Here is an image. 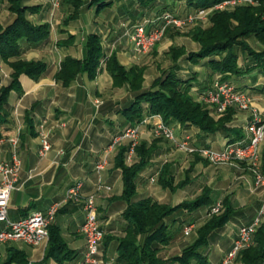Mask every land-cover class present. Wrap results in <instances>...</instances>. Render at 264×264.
<instances>
[{"label":"crops","instance_id":"1","mask_svg":"<svg viewBox=\"0 0 264 264\" xmlns=\"http://www.w3.org/2000/svg\"><path fill=\"white\" fill-rule=\"evenodd\" d=\"M102 1L109 4L99 9L93 0H86L78 14L66 20L73 12V7L63 0L55 9L51 8L48 0H22L23 5H38L37 10L29 14V18L33 23H48L49 35L36 43L22 39L19 42L20 55L9 60H40L45 62L46 69L37 79L21 75L19 80L22 91H11L9 94V122L0 125V161L10 159L11 145L7 138L16 137L19 140L17 156L20 169L16 189L12 191L7 207L10 221H16L34 211H45L54 202H62L66 191L79 181L82 197L93 193L96 198L99 225L106 236L100 246L104 264H121L116 259L118 242L107 236L122 237L125 234L126 222L122 212L126 203L120 198L123 190L121 170L115 167L113 161L119 145L127 143L124 140L114 148L109 146L114 137L131 125L119 116L117 110L128 106L133 94L126 85L113 86L103 62L94 78L79 73L68 86L57 80L55 74L65 56L79 59L84 57L83 41L91 33L101 36L104 52H114L123 66L140 65V55L136 54L142 52L131 46L129 30L125 29L128 26L131 30L134 24L154 19L158 10L154 13L152 7L142 8L137 0ZM13 19L14 14L7 9V0H0V24L6 26ZM150 28L151 24L147 25V29ZM69 34L73 35V41L66 45L58 44L59 40L66 39ZM174 39L177 40V37ZM169 44H172V40ZM198 46L194 45L190 49L185 47L186 52L197 51ZM253 48L260 49L261 46L258 44ZM247 60V55L243 53L239 65L244 68ZM172 65L174 63L170 62V67ZM175 65L183 77L195 73L193 90L210 86L214 75H210L205 63L193 65L187 61L185 54ZM160 70L147 81L145 69L142 83L144 88L150 86ZM10 73L11 68L0 58V87L9 83ZM226 79L250 95L255 105L252 110H257L260 119L264 121V91H261L264 85V66L255 67L242 75H228ZM147 120L140 125L139 143H146L147 146L153 144L154 152L148 164L136 176L133 201L150 197L160 203L175 206L185 199L196 198L204 187L211 190L212 204L229 199L233 207L229 221L208 234L207 243L202 249L204 261H193L191 264L220 262L231 249L238 228L250 224L258 216L264 203L263 188H255L247 164L212 165L194 154L178 151L170 141L155 138L151 125L153 118ZM251 121V111L235 110L231 120L225 124L228 128H234L230 132L217 130L204 133L196 126L176 121L169 122V125L174 126L175 130H172L176 139L186 137L191 146L221 150L229 145L247 143L251 136ZM41 125L43 130L49 131L51 143L44 156L39 155L37 138V128ZM103 157L107 163L98 175L95 166ZM134 160H137L136 156ZM165 164L173 184L186 180L182 187L170 190L158 183L160 171ZM99 178L109 190L95 191ZM206 211L207 207L192 211L179 209L165 219L175 234L169 243L157 245L160 258L158 264H180L174 258L181 255L182 248L194 240L195 228L206 219ZM84 216L82 200L68 201L62 202L51 221L59 228L67 248L74 252L71 259L61 264H83L85 240L79 227ZM188 223L194 226L191 234L193 228L183 230ZM260 223L264 225V217ZM3 227L4 224L0 223V229ZM47 242L36 246L21 241L0 243V264H58L53 259H44ZM10 248L24 254L22 263L16 260L8 262ZM230 264L244 263L236 256ZM254 264H264V261Z\"/></svg>","mask_w":264,"mask_h":264},{"label":"trees","instance_id":"2","mask_svg":"<svg viewBox=\"0 0 264 264\" xmlns=\"http://www.w3.org/2000/svg\"><path fill=\"white\" fill-rule=\"evenodd\" d=\"M63 1L74 9L73 14L66 19L69 20L78 14L80 7L86 0ZM93 1L99 9L109 4L102 0ZM137 1L142 8H154L156 6L155 11H152L154 13L159 9L157 5L161 2L159 0ZM221 1L223 0H166V3L162 2L164 3L162 7L168 9L170 2H180L185 6V9L190 10L212 7ZM252 1H254L253 4L236 5L229 11L213 9L207 27L195 26L188 31L191 38L199 43L200 48L197 51L186 52L182 46L170 45L167 54L174 65L167 69H161L159 75L153 79L147 88L142 85L143 66L133 64L125 67L120 64L114 52L109 54L104 52L101 36L94 33L86 35L83 41L84 57L79 59L69 55L65 56L55 78L60 80L64 86H68L79 73H86L89 78H94L103 62L106 71L112 78L113 86L126 85L133 94L130 104L117 110L119 116L131 124L127 128L140 125L146 117L158 121L159 116H161L166 125L171 121L180 124L189 123L204 133H213L217 130L233 131L234 128H228L225 124L231 120L235 111L229 106L235 105L227 106V109L218 112L217 118L213 117L212 112H217L214 111L216 110L215 107L211 106L209 109V104L203 101L204 97L202 96L209 86L202 90L199 88L193 90L192 82L196 78L195 73L183 77L178 73L179 67L175 63L185 54L187 60L193 65L202 63L204 59H207L206 63L210 75L219 74L223 81H229L226 79L228 75H242L252 71L255 67L264 66V0ZM7 2V9L14 14V19L6 26L0 24V58L6 61L11 68V73L9 83L0 87V125L9 122L7 109L9 94L11 91H22L19 77L26 75L29 78L37 79L46 69L45 62L40 60L19 58L10 61L9 59L20 55L19 42L22 39L36 43L49 35L48 23H33L29 18V14L34 13L38 5H23L22 0H7ZM248 37H254L261 48H253L245 40ZM70 41H73L71 34L66 39L59 40L58 44L66 45ZM236 48L238 49L236 50ZM243 53L248 57L244 68L239 65V58ZM261 91H264V85L261 87ZM124 130L118 135H121ZM237 145L244 146L246 143ZM128 148L129 142L119 145L113 161L115 167L121 170L123 190L120 198L126 203L122 212V217L126 222L125 234L122 237L107 236L108 239L114 238L118 242L116 247L117 261L121 264H158L160 258L157 254V245L169 243L175 234V231L165 223V219L179 209L192 211L207 207L206 219L195 228L194 240L182 248L181 255L174 258L180 264L204 261L205 256L202 249L207 243L208 234L216 228L223 227L232 215L233 207L229 199L225 198L222 202H216L221 206L216 214L209 212L210 206L216 204H212L209 187H204L196 198L185 199L175 206L160 203L150 197L133 201L136 193V176L148 164L154 148L153 144L147 146L146 143H139L134 147L137 160L131 164L126 162L125 154ZM260 152V172L264 175L263 142L259 147V158ZM167 169V165H163L158 177V183L162 187L175 190L186 183V180H182L173 184ZM48 232L49 238L44 259H53L58 264L71 259L74 252L67 248L56 224L50 223ZM251 237L252 240L250 239L249 245L237 253L238 259L244 264L264 261V225L260 224L256 231L252 232ZM105 238L106 236L103 235L102 240ZM23 259L25 256L21 251L9 249L8 262L16 260L22 263Z\"/></svg>","mask_w":264,"mask_h":264},{"label":"built area","instance_id":"3","mask_svg":"<svg viewBox=\"0 0 264 264\" xmlns=\"http://www.w3.org/2000/svg\"><path fill=\"white\" fill-rule=\"evenodd\" d=\"M52 9H55L59 6L60 3H57V0H48ZM161 28H164L161 27ZM160 29H155V34L158 33ZM129 39L131 46H136L138 52L143 50V48H147V41L151 40V36H147V23L143 21L142 23L134 24L132 29L129 31ZM204 98L208 99L209 107H211V101H219V110L220 99L231 100H242L248 99L249 96L247 93L240 89H234V84L229 81H223L218 77L212 80L209 88L202 95ZM99 102V101H98ZM97 102V104H98ZM214 110V111H219ZM148 118L143 120L147 121ZM143 120L141 122H143ZM145 121V122H146ZM155 123V122H154ZM155 131L158 132L162 137L167 140L174 141L179 147H192L187 143L186 140L176 141L174 138L173 132H171V128L166 126L165 123L160 119L156 121ZM261 125V124H260ZM254 129V136L251 138V143H257V135L259 133V126H252ZM138 125L134 126V130H124L121 134L122 136L118 139L113 140V143H116L121 138L128 137L129 140V160L131 156L134 154V144L133 143V134L137 133ZM37 138L39 141V149L40 156H44L46 154V148L49 142V131L42 130L41 128H37ZM7 141L11 145V156L9 160L0 161V223L4 224V227L12 228V237H21V239L26 240L28 243H35L39 245L44 243V232H41V225L47 223L52 217L56 216L58 209L61 207L62 202L68 201H79L82 200L83 208H84V220L79 227V232L83 235L85 240V251L83 254V264H104L102 251L100 249L101 242L103 239L104 232L99 225L98 220V210L96 205V198H93V193L89 194L85 197H82L81 188H79V181L74 183L65 193L64 199L62 202H54L52 203L45 211H34L29 213L28 215L16 220L10 221L7 216V207L10 195L12 191L16 189V182L18 179V173L20 169V160L17 156V148L19 145V140L14 139V137L7 138ZM203 151H209L210 153H215V150L211 148H201ZM237 150H243V146L233 149L232 153L237 154ZM103 159L105 157L98 160V166L95 169L98 173L103 170ZM260 158L258 162L254 165H249L252 170L254 183L255 185H264V175L260 172ZM107 190L109 189L104 183L98 182L96 186V190ZM220 204L216 203L214 206L210 208V213H217L220 209ZM262 212V210H261ZM259 219L256 217L250 224L241 226V236L238 237V244L232 245L231 249L227 252V254L223 257L220 262L215 264H229L232 259L233 252H239L243 248V243L248 240V229L256 228L258 225ZM187 228H194L193 224H187L184 226L183 230ZM0 243H3V236H1L0 229Z\"/></svg>","mask_w":264,"mask_h":264},{"label":"rangeland","instance_id":"4","mask_svg":"<svg viewBox=\"0 0 264 264\" xmlns=\"http://www.w3.org/2000/svg\"><path fill=\"white\" fill-rule=\"evenodd\" d=\"M61 1H60V3H61ZM159 1H161V2H160L159 7H158L159 9L156 12L157 15L155 16V18L152 19L151 21H148V20H145V21L148 22V25L151 24V28L152 29H160L161 27L164 26L163 31L161 32V36L157 40V42L152 47H150V49L148 51H146V52L140 51L142 53L136 54V55H140L139 63H141L140 65L143 66L144 71L146 69L145 74H146V80L147 81H150L152 79V77H154V75H156L158 73V70L159 69H167V68L170 67V62L171 61H170V58H169V56L167 54V50H168V48H169L170 45L173 44V45L179 46V47L182 46L185 50H186L185 47H187L188 49H190L191 47H194V45L195 46L197 44L199 45L198 42L194 41L191 38L190 34H188L189 33L188 31L190 29H192L193 27H195V26L207 27L209 25V16H210V13L213 11V9H215V10H223V11L224 10L229 11V10L233 9L236 5H246V4H253L254 3V1H252V0H223L220 3H217V4H215L212 7H208V8H197V9L193 8V9H190L189 10L187 8L185 9V6L182 3H180V2H170V4H168L169 7L167 9L166 7L165 8L162 7V5H164V3H166V0H159ZM162 2H164V3H162ZM7 7H8V2H7ZM57 7H59V6H57ZM154 9H155V7L152 8L151 11H155ZM73 11H74V9H73ZM72 14H73V12L70 14V16ZM124 26H126V25H124ZM151 28H150V30H152ZM128 30L130 31V29H128V26H126L125 31H128ZM176 31H179V33H176ZM175 36L177 37V40L174 39L175 40V42H174L173 38ZM170 40H172V44H169L170 43ZM245 40L252 47H254L255 45H258L259 44L258 42H256V40H255L254 37H248ZM129 42H130V39H129ZM192 42L195 43V44H192ZM198 47L200 48V45ZM237 49L238 48H236V50ZM186 59H187V57H186ZM206 60L207 59H204V61L202 63H205L207 65ZM239 61H240V58H239ZM200 64L201 63L194 64V65H200ZM196 69H198V67ZM200 71H202V70H200ZM143 74H144V72H143ZM217 77L219 79H221V77H220L219 74H215L214 77L211 79V81L214 80ZM143 80H144V77H143ZM229 82H232V81L229 80ZM210 84H211V82H210ZM242 91H244L245 93H247L245 90H242ZM247 95L250 98V100H249V102H250V108L249 109H240V108H237L235 106H229V107H232L234 110H249V111L252 112V117H254V116H258L259 117L260 113H258V111L257 112H254L252 110L253 108H255L253 99L250 97V95L248 93H247ZM209 109H211V108L209 107ZM211 115H213V117L216 118V116L218 117L219 113L218 112H212ZM160 119L162 120L161 116H160ZM259 119H260V117H259ZM145 121L146 120H143V122H141L140 125H142L143 123H145ZM154 122L156 123V120H153L152 123H151L153 136L155 138H162L164 140H167V139H165L164 137H162L160 134H158L155 131V128L157 126H156V124ZM163 123H164V121H163ZM140 125H138L137 136H136V140H135L136 142L134 144V147H136L139 144V139H140ZM166 126H169L171 129H174V126L173 125H169L168 124ZM130 128H132V127H130ZM172 132H173V130H172ZM173 134H174V132H173ZM121 136L122 135H120L119 137H121ZM174 138H175L176 141L186 140L187 143L189 144V142H188V140H187L186 137L185 138H182V139H176V137L174 135ZM113 139L111 140L110 146H109L111 148H114V146H116L118 144H121L122 141H124V140L126 141L125 143H128L129 140H130L128 137L122 138V139L120 138L118 142L113 143ZM167 141H170L171 143H173L174 146H175V148L178 151L186 152L188 154H194L197 158H201L200 160H205V161H207L208 163H210L212 165H222V164L230 165L228 163H216L215 164V163L210 162L209 160H207L205 158L204 153L202 152V149H201L202 147H196V148H192V147H186V148L185 147H181L182 148L181 149L179 146L176 145V143L174 141H171V140H167ZM263 143H264V141H263ZM262 146H263V144H262ZM208 148H210V147H208ZM211 149H213V148H211ZM224 149H221V150H224ZM213 150H215L217 152L221 151V150H217V149H213ZM261 150H262V147H261ZM134 156H135V152L131 156L130 160H126V162L128 164L133 163L135 161L134 160ZM239 161L237 160L236 161L237 163H235V164H240V163L247 164L248 169L252 173V170H251V167L249 166V162L248 161H245V160H242V162L241 161L239 162ZM260 161H261V152H260ZM101 171H103V170H101ZM101 171L99 173L97 172V174L100 175ZM98 182L101 183L102 180H100V178H99V181ZM98 182H97V184H98ZM253 185L255 186V188L261 187L264 190V185H255L254 178H253ZM107 190H109V189H107ZM95 191H96V189H95ZM96 196H97V193H96ZM210 208H211V206H210ZM10 209H12V208H10ZM261 210H262V212H261ZM211 214H216V213H211ZM262 217H264V203H263L261 209L258 212V216H257V218L259 219L258 225L256 226V228H252L253 231L254 230L256 231L257 227L261 224L260 223V220H261ZM192 232H194V228H193V230L189 234H191ZM189 234H187V235H189ZM251 240H252V237H251ZM236 256H237V254H236ZM0 259H1V254H0Z\"/></svg>","mask_w":264,"mask_h":264},{"label":"bare ground","instance_id":"5","mask_svg":"<svg viewBox=\"0 0 264 264\" xmlns=\"http://www.w3.org/2000/svg\"><path fill=\"white\" fill-rule=\"evenodd\" d=\"M60 1L61 0H57V3H60ZM145 23H147V25H148V22L145 21ZM162 31H163V28H160L158 33L155 34V29H152V30L148 29L147 30V36H151V40L147 41V48H143V50H141V51L142 52L148 51L150 49V47H152L157 42V40L160 38ZM234 89H239V88L236 85H234ZM249 100H250V98L242 99V100H231V101H229L227 99H220V106H221L220 110H219V101H211V106L215 107L216 110H219L217 112L223 111L229 105H235L237 108H240V109H249L250 108ZM203 101L205 103L209 104L207 98H203ZM256 112H257V110H256ZM252 126H259V133L257 135V143H251V138L254 136V129L252 128ZM39 128L42 129V125L39 126ZM126 130H134V127L128 128ZM249 130L251 131V136H250L248 142L246 143V145L243 146V150H237V154L232 153V150L239 148L241 146L234 144V145L228 146L227 148H225L224 150H221L219 152L215 151V153H217V155H215L214 153H210L209 151H203L202 150L205 158L207 160H209L210 162L215 163V164L216 163L233 164V163H236L237 160L238 161L240 160L241 162H242V160H245V161L249 162V165H254L259 160V147H260V144L264 140V122L261 119H259L258 116L252 117V121L250 123V129ZM171 132H172V129H171ZM136 136H137V133L133 134V143L136 142L135 141ZM14 139H17V138L15 137ZM116 139H118V136L114 137L113 140H116ZM49 149H50V144H48L46 151H48ZM125 156H126V160H129L128 151L126 152ZM106 163H107L106 160L103 159V167L105 166ZM97 166H98V162L96 163L95 168H97ZM79 188H80V185H79ZM93 198H95L94 195H93ZM52 219H53V217H52ZM52 219H50L47 223H44L41 225V232H44V239H45L44 242L48 241V238H49L48 226L51 223ZM252 232H253L252 228L248 229V240L245 243H243V247L249 245ZM1 236H3V242L21 241V242H24L28 245H33V246L35 245V243L26 242V240L21 239V237H12V228H10V227H3L1 229ZM237 236H241V227L238 230ZM237 244H238V237H236V239L233 242V245H237ZM237 253L238 252L232 253V259L236 256Z\"/></svg>","mask_w":264,"mask_h":264}]
</instances>
